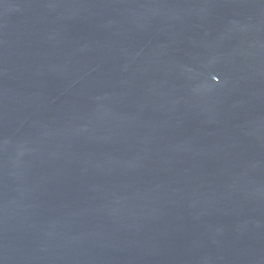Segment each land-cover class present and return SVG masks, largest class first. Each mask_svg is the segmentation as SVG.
<instances>
[{
  "label": "water",
  "instance_id": "1",
  "mask_svg": "<svg viewBox=\"0 0 264 264\" xmlns=\"http://www.w3.org/2000/svg\"><path fill=\"white\" fill-rule=\"evenodd\" d=\"M0 264H264V0H0Z\"/></svg>",
  "mask_w": 264,
  "mask_h": 264
}]
</instances>
